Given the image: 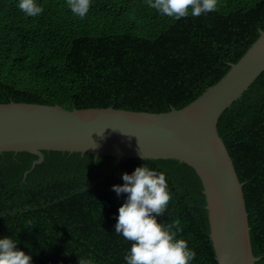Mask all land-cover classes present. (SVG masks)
<instances>
[{
  "label": "trees",
  "instance_id": "trees-1",
  "mask_svg": "<svg viewBox=\"0 0 264 264\" xmlns=\"http://www.w3.org/2000/svg\"><path fill=\"white\" fill-rule=\"evenodd\" d=\"M26 16L0 0V103L112 107L151 113L180 109L217 83L264 30V0H217V9L174 20L147 0H92L87 17L67 0H37ZM218 133L233 161L247 211L255 264H264V71L220 115ZM0 152V236L17 239L32 264H126L131 247L114 230L123 172L145 163L166 174L172 193L165 224L196 253L191 264H218L202 181L175 158L95 157L43 150Z\"/></svg>",
  "mask_w": 264,
  "mask_h": 264
},
{
  "label": "water",
  "instance_id": "water-1",
  "mask_svg": "<svg viewBox=\"0 0 264 264\" xmlns=\"http://www.w3.org/2000/svg\"><path fill=\"white\" fill-rule=\"evenodd\" d=\"M264 71V30L228 72L186 106L151 113L112 107L67 110L59 105L0 103V152L43 150L93 153L95 157L175 158L199 175L210 238L218 264H255L247 211L233 161L217 122Z\"/></svg>",
  "mask_w": 264,
  "mask_h": 264
},
{
  "label": "clouds",
  "instance_id": "clouds-1",
  "mask_svg": "<svg viewBox=\"0 0 264 264\" xmlns=\"http://www.w3.org/2000/svg\"><path fill=\"white\" fill-rule=\"evenodd\" d=\"M148 7L174 20L189 15L199 17L217 9V0H147ZM18 8L30 17L44 12L37 0H18ZM71 12L83 19L88 16L92 0H67ZM140 159L146 157L139 153ZM123 183L113 184L119 196L126 194L118 207L114 230L131 242L126 251V264H191L196 253L180 235L181 222L162 223L159 217L166 212L172 199L166 174L143 163L131 172L121 174ZM12 236H0V264H32V255L17 247ZM78 264H95L91 258L78 257Z\"/></svg>",
  "mask_w": 264,
  "mask_h": 264
}]
</instances>
